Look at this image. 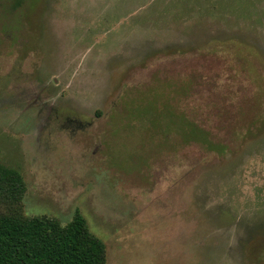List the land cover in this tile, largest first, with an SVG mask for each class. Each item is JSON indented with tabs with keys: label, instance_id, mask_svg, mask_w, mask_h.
<instances>
[{
	"label": "rangeland",
	"instance_id": "374dc122",
	"mask_svg": "<svg viewBox=\"0 0 264 264\" xmlns=\"http://www.w3.org/2000/svg\"><path fill=\"white\" fill-rule=\"evenodd\" d=\"M0 0V163L108 264H264V0Z\"/></svg>",
	"mask_w": 264,
	"mask_h": 264
},
{
	"label": "trees",
	"instance_id": "16d2710c",
	"mask_svg": "<svg viewBox=\"0 0 264 264\" xmlns=\"http://www.w3.org/2000/svg\"><path fill=\"white\" fill-rule=\"evenodd\" d=\"M27 191L23 174L0 163V264H108L106 243L79 210L67 224L26 215Z\"/></svg>",
	"mask_w": 264,
	"mask_h": 264
}]
</instances>
